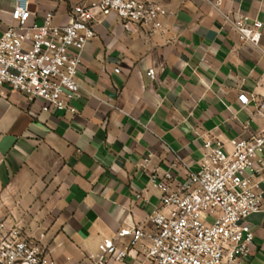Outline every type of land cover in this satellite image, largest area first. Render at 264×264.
Here are the masks:
<instances>
[{
  "label": "crops",
  "instance_id": "1",
  "mask_svg": "<svg viewBox=\"0 0 264 264\" xmlns=\"http://www.w3.org/2000/svg\"><path fill=\"white\" fill-rule=\"evenodd\" d=\"M24 1L30 24L52 13L65 25L75 6L97 0ZM157 1L169 12L160 30L116 17L96 24L82 54L75 113H46L42 100L20 93L0 96V217L13 214L57 264H96L106 240L127 249L131 239L118 231L151 233L150 217L163 210L153 176L187 182L200 171L206 140L230 148L264 129V113L238 101L264 96V28L253 48L224 17L264 24V0ZM16 5L0 0V35ZM248 223L255 239L247 262L264 264V207ZM148 246L145 239L138 253L122 262L110 254L105 264H144Z\"/></svg>",
  "mask_w": 264,
  "mask_h": 264
},
{
  "label": "built area",
  "instance_id": "2",
  "mask_svg": "<svg viewBox=\"0 0 264 264\" xmlns=\"http://www.w3.org/2000/svg\"><path fill=\"white\" fill-rule=\"evenodd\" d=\"M168 14L157 0H97L75 6L65 25H56L52 13L39 25L29 23L32 13L28 2L17 0L13 23L0 35V96L20 93L31 101L42 100L46 113H75L72 102L80 95L82 54L97 35L96 24L116 17L156 31ZM224 17L241 44L260 48L261 21L247 16L234 21ZM148 76L156 80V70L150 69ZM238 101L264 113V96L240 94ZM204 149L200 171L190 172L187 182L177 183L171 173L158 182L153 176L163 192V210L150 217L153 232L141 227L122 228L118 238H130L129 247L117 249L112 240H106L96 264H105L110 254L122 262L132 252L138 253L145 239L150 246L142 252L144 264H250L247 260L255 234L248 219L264 207V129L249 139L231 140L230 148L220 140H206ZM149 162L147 159L144 164ZM0 264L57 262L50 250L31 240L22 222L9 214L0 217Z\"/></svg>",
  "mask_w": 264,
  "mask_h": 264
}]
</instances>
